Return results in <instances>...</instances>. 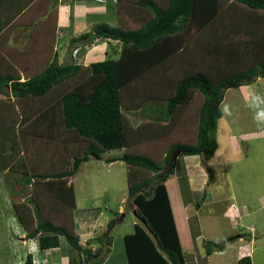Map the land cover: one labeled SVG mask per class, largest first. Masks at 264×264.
Here are the masks:
<instances>
[{
    "label": "trees",
    "instance_id": "obj_1",
    "mask_svg": "<svg viewBox=\"0 0 264 264\" xmlns=\"http://www.w3.org/2000/svg\"><path fill=\"white\" fill-rule=\"evenodd\" d=\"M47 5L42 0H0V19L4 14L6 22L11 21L9 30L31 25L34 40L56 32V9L51 11V22L39 20ZM115 5L117 24L98 23L71 40V45L98 38L117 41L119 49L108 48L104 59L87 65L59 63L55 54L44 62L33 53L29 61H37L36 65L17 68L0 56V96H5L0 107L9 110L0 121V173L21 171L23 184L36 178V189L39 177L46 188V183L56 185L51 192L70 210L69 217L57 223L52 209L46 207V197L41 199L42 189L22 202L13 201L26 239H37L40 250L46 251L59 247L64 238L78 253L79 264H102L112 237L97 236L86 245L79 242L71 179L92 158L135 166L136 173L134 168L130 171L129 195L139 222L134 223L133 233L123 236L128 264H197L195 256L181 246L167 194L165 183L175 172L177 158L170 160L176 150L179 155L210 159L218 148L216 129L226 90L264 78V36L259 35L264 30V0H116ZM165 75L167 81L155 82L156 76ZM169 83L172 88L167 90ZM196 92L203 100L192 140L172 142L163 159L130 149V144L141 143L155 132L145 131L143 125L132 128L127 111L139 110L157 98L166 100L164 118L169 119ZM115 149L124 151L105 157ZM142 168L155 177L140 180ZM203 197L196 201L197 207ZM112 224L114 219L108 225ZM227 241L206 240V255L223 250ZM94 244L99 246L93 248ZM26 263L33 264L31 254ZM70 263L75 264L72 259ZM238 264H252L251 257L240 258Z\"/></svg>",
    "mask_w": 264,
    "mask_h": 264
},
{
    "label": "rangeland",
    "instance_id": "obj_2",
    "mask_svg": "<svg viewBox=\"0 0 264 264\" xmlns=\"http://www.w3.org/2000/svg\"><path fill=\"white\" fill-rule=\"evenodd\" d=\"M53 7L52 4L49 7L47 5V10L39 15V20L48 19L51 22L50 14ZM17 29L26 31V37H29L32 26L18 25ZM262 56H264V53H262ZM154 72L157 73V70L155 69ZM156 77L159 78L155 81L156 83L167 81L164 80L166 75ZM260 78L258 77L252 83L255 88L262 90L264 95V78ZM167 86V90L172 88L171 83ZM248 90L249 86L245 87L244 90L239 87H231L226 90L220 105L222 116L218 120L216 129L218 148L214 155L207 160L210 165L205 160V165L203 164L207 181L202 183L201 190L204 191L206 187L209 189L212 186L213 193L220 197V203L214 205L215 198L211 194L214 200L210 201L209 204L202 205V211L199 212L196 209L193 201L201 199L203 192L192 191L190 188L186 178L185 164H191V161L184 159L183 155H178L174 175H171L165 183L171 208L176 217L183 250L187 252L191 247L190 241L194 243V240L188 237L184 214L192 215L188 225H192L194 231L199 229L203 236L202 239L195 241L193 245L192 253L195 255L197 264H235L234 254L238 253L237 250L243 249V243H247V246L249 243L250 249L253 248L252 264H264V108L258 103L249 102L247 99ZM202 100V95L196 92L192 100L169 119L164 118V112L167 111L166 100L157 98L150 100L148 103L146 102L145 106H141L139 110L127 111L132 128L135 129L143 125L145 131L151 129L152 133L155 132L153 136L146 137L145 141L141 143L130 144V149L138 153L146 152L156 157V159H163L167 148L172 142H189L192 140L196 133L198 112ZM263 100L264 96L261 101ZM3 110L0 107V121H3L4 117L7 118V115L2 114V112L9 113V110ZM233 142L235 147L232 146ZM123 151L124 149H115L110 153L107 152L105 157L119 155ZM72 161L73 159L70 160L71 163ZM207 167L211 169L213 178L215 177L214 180L209 179ZM133 168L135 169L134 173H136L137 167L133 166ZM133 168L120 160L110 164L103 158H92L83 162L74 176L78 207L82 209L92 207L94 204L95 210L90 211L102 212V215L99 216L101 225L99 223L95 235L104 239L108 235L112 237V253L109 259L107 258L109 254L106 255L105 259H108V261L105 260L104 264H128L122 237L133 233L134 223L139 222L135 213L136 205L133 204L129 195V176ZM138 173L140 174V180L155 177L152 176L153 172L146 171L143 168L139 169ZM35 179L33 178L32 182L26 185L23 184L22 172L8 169L4 173H0V264H20L21 255H23L19 254L13 243L17 241L18 232L16 227L22 228L15 213L13 201L22 202L35 190L38 193V190L42 189L41 199L46 197V207L52 209L50 213L53 218L54 214L55 219H57L61 214L70 211L68 207L64 206L63 200L57 202L56 194L51 192V183H46L48 185V188H46V186H43L44 180L39 177L37 180L41 181L40 187L37 186L36 189ZM153 180L149 182L150 185L153 184ZM55 186L53 185L52 188ZM230 202L236 204L239 213L234 219L223 216L219 210L225 203ZM185 203H189L186 211L183 205ZM90 211L87 210L86 212ZM41 213L44 216L47 214L45 210H42ZM83 213L84 211H78L76 216L81 217ZM109 218H114V224L111 226L106 224ZM57 223L61 222L57 221ZM222 233L232 235L228 238L232 241L236 240L237 235L240 234L243 235L240 236L243 239L238 237L239 240L233 245V250L229 249L223 255L205 257L203 253L206 251L204 247L206 240L219 241L221 235H224ZM63 240L68 244L66 239L63 238ZM65 243H63V253L68 251V245ZM98 246L95 244V247ZM69 249L72 252H67L69 257L75 264H79L78 253L70 247ZM199 250L203 253H200ZM24 257H26V254H24ZM24 262L27 264L26 260Z\"/></svg>",
    "mask_w": 264,
    "mask_h": 264
},
{
    "label": "crops",
    "instance_id": "obj_3",
    "mask_svg": "<svg viewBox=\"0 0 264 264\" xmlns=\"http://www.w3.org/2000/svg\"><path fill=\"white\" fill-rule=\"evenodd\" d=\"M42 1L44 3V6L48 4L49 7V5L52 4L54 6L53 9L57 10V26H56L57 29L56 32L52 34H49L50 32L43 33V35L39 36L37 39L31 40V36H29L30 38L26 37L27 36L26 31H22V29L19 30L17 29V27H15L12 30H9L10 27H8V24H10L11 21L7 23L4 14L1 16L0 56H6L8 63H12L17 68L28 67L32 64L36 65L37 61L34 63H30L29 61V56L32 55L33 53H36L35 55L37 56L39 55L43 59L42 61L44 62H46L48 59L49 60L53 59L54 55L56 54L59 63H64L66 61L69 62L74 61L76 64L87 65L92 61L106 58L107 56L106 52L108 48H111V50L112 48L116 50L119 49V43L117 41L109 40L107 38H98L93 41L78 40V41H74V44L71 45L72 38L79 37L83 33L90 31L91 28L98 23L107 22L112 25L117 24L118 15L116 13V5H115L116 0H42ZM26 24L22 26H26ZM259 35L264 36V30L262 32H259ZM39 50L42 51L38 52ZM26 53H28V55H26ZM22 55L24 57L22 59H18V56L20 58V56ZM15 59H18L17 61L18 64L15 63ZM25 78H26L25 73L22 71L21 80L24 81ZM247 86H249V90L247 92V97H248L247 99L249 100V102L255 104L258 103L259 105L262 106V108H264V100L261 101L262 97L264 96L262 90H260L259 88H255L253 83L240 86L239 88L244 90L245 87ZM3 97L5 96H0V100ZM2 114H5V112H2ZM233 143L232 146L235 147V143L234 144ZM184 159H188L191 161V164L188 163L185 164L186 178L189 182L190 188L192 189V191L197 190V192L200 191L203 192V190H201V185L202 183H205L207 181L205 172L203 170L204 169L203 166L205 165L204 164L205 159L201 155H185ZM206 163L209 164V161L206 160ZM214 178L212 180H214ZM71 181L74 186L75 199H76V209L73 211L74 223H75L74 228L79 235V242L82 245H86L89 240H92L93 238L97 237L95 234H96V229L99 226V223L101 225V222H99L100 221L99 216L102 215V212L90 211V210H95L94 204L92 205V207H86L82 209L79 208L77 201V189H76V185L74 184V177L71 179ZM207 190L209 192H207L205 197H203V201L201 202L200 206L198 207L196 206L197 200L193 201L195 202L194 205L199 212L202 211V208L205 204H209V202L213 201L214 198H215L214 205H218L220 203L219 201L220 197L216 193H213L214 189L212 188V186L209 187V189ZM211 194H213L214 198ZM183 205L186 211L187 210L186 208H188L187 206L189 205V203H185ZM87 210H89L90 212H86ZM219 210L220 212H222L223 216L232 219L236 218L239 215V213L237 212V206L234 202L225 203V205L223 207H220ZM78 211H84V213L86 214L83 213L81 217L76 216V212ZM69 215L70 214L68 211L67 213L61 214V216L55 219V214H54V220L58 222H62L64 219H67ZM190 216L192 215L184 214V222L186 225V229L188 231V237L192 238V240H194L195 243V241L202 239L203 236L199 229L194 231L193 226L188 225V222L190 221L191 218ZM112 219L114 218L107 219L106 224L108 225ZM175 221H176V217H175ZM176 225H177V221H176ZM20 228L16 227L18 232L17 241L13 242L19 254H23L21 255L20 264H25L24 261L26 260L28 254L32 255L33 264H38V263L39 264H71L70 263L71 257H69V254L67 252L70 253L72 252L69 249V245L65 243L63 238H61V245L59 247L52 248L46 251H41L39 248L38 240L26 239L27 231L25 230L23 225L21 230L19 231ZM241 235L242 234L237 236L243 239L242 237H240ZM221 236H222L221 240L223 241L225 240V238L232 237V235H227L226 233ZM238 237L236 240L233 241L231 239H228L225 248L221 251L214 252L212 255L219 256L221 254L223 255V253H226L225 251L229 249L233 250V245L239 240ZM191 242L192 241H190V246H191L189 248L190 250H188L187 252L193 254L192 252L194 249L193 247L194 243ZM63 243L68 245L67 247L68 251L67 252L65 251L66 253H63L62 251L64 249ZM111 245H110V252L108 253L109 257H107L108 259L110 258V255L112 253ZM93 246H94L93 248H96L95 244ZM239 246L241 245L239 244ZM242 246H244L243 249L237 250L238 253L234 254L235 255L234 259H236L235 264H238L240 258L245 256L251 257L253 253L252 250L253 248L251 247L250 249L249 243L248 246L247 243H243ZM200 251L201 250H199V252ZM58 253L61 254L59 255ZM24 254H26V257H24ZM203 254H205V257L208 258L212 256V255L207 256L206 253ZM108 259H104L102 264L105 263V260L108 261Z\"/></svg>",
    "mask_w": 264,
    "mask_h": 264
},
{
    "label": "water",
    "instance_id": "obj_4",
    "mask_svg": "<svg viewBox=\"0 0 264 264\" xmlns=\"http://www.w3.org/2000/svg\"><path fill=\"white\" fill-rule=\"evenodd\" d=\"M179 154H180V150H176L175 152H173L170 163H173Z\"/></svg>",
    "mask_w": 264,
    "mask_h": 264
}]
</instances>
